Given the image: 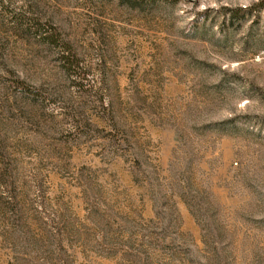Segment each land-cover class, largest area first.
Returning a JSON list of instances; mask_svg holds the SVG:
<instances>
[{
	"label": "rangeland",
	"instance_id": "1",
	"mask_svg": "<svg viewBox=\"0 0 264 264\" xmlns=\"http://www.w3.org/2000/svg\"><path fill=\"white\" fill-rule=\"evenodd\" d=\"M260 0H0V264H264Z\"/></svg>",
	"mask_w": 264,
	"mask_h": 264
},
{
	"label": "trees",
	"instance_id": "2",
	"mask_svg": "<svg viewBox=\"0 0 264 264\" xmlns=\"http://www.w3.org/2000/svg\"><path fill=\"white\" fill-rule=\"evenodd\" d=\"M130 2V4L134 5L135 3H137L140 0H128ZM264 7V0H260L257 4L254 5V7H246L244 9H241L243 12L247 13V12H251L254 8H261Z\"/></svg>",
	"mask_w": 264,
	"mask_h": 264
}]
</instances>
